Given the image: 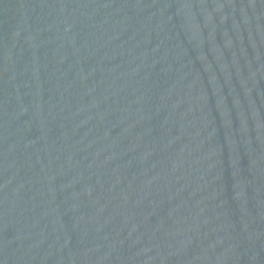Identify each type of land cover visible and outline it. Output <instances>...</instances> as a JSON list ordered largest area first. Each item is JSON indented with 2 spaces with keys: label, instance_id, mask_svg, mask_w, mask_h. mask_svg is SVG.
<instances>
[{
  "label": "water",
  "instance_id": "95a60500",
  "mask_svg": "<svg viewBox=\"0 0 264 264\" xmlns=\"http://www.w3.org/2000/svg\"><path fill=\"white\" fill-rule=\"evenodd\" d=\"M0 264H264V0H0Z\"/></svg>",
  "mask_w": 264,
  "mask_h": 264
}]
</instances>
